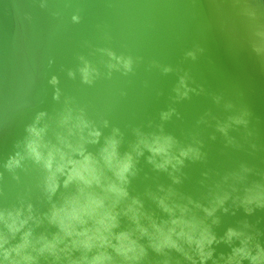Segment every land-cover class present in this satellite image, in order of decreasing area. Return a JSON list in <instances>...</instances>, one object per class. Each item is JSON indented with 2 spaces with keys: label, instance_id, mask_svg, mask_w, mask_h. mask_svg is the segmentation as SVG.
<instances>
[{
  "label": "clouds",
  "instance_id": "clouds-1",
  "mask_svg": "<svg viewBox=\"0 0 264 264\" xmlns=\"http://www.w3.org/2000/svg\"><path fill=\"white\" fill-rule=\"evenodd\" d=\"M241 13L251 27L253 52L264 54V22L257 7L243 3ZM81 19L77 8L70 20L79 24ZM102 39H108L106 33ZM82 47L87 54L77 53L74 66L63 71L89 88L115 73L128 77L141 59L88 41ZM185 80L180 77L172 89L175 101L188 98ZM48 84L59 107L52 113L36 111L12 152L0 160V181L7 175L21 185L23 177L33 178L11 200L0 193V264H264L261 220L247 219L264 212V167L239 162L223 171L208 169L201 173L197 194L186 193L177 187L186 178L185 161L206 163L207 153L197 134L183 142L165 132L164 122L179 116L175 108L161 111L160 123L132 126V138L126 139L104 112L93 118L88 103L66 94L56 75ZM248 115L241 111L216 120L215 132L226 148L243 150L247 144L250 154L264 151L248 139L253 136ZM200 123H206L203 117ZM237 128L244 129L243 143L229 134ZM209 138L215 140V134ZM141 158L170 183L149 184L133 194V181L143 172ZM238 210L245 218L218 235L221 217ZM221 245L227 250L217 251Z\"/></svg>",
  "mask_w": 264,
  "mask_h": 264
},
{
  "label": "water",
  "instance_id": "water-1",
  "mask_svg": "<svg viewBox=\"0 0 264 264\" xmlns=\"http://www.w3.org/2000/svg\"><path fill=\"white\" fill-rule=\"evenodd\" d=\"M243 3L256 6L264 22L259 0H0V160L12 152L36 111L52 113L59 107L48 84L56 75L66 94L88 103L93 118L104 112L126 139L132 138V126L160 123V112L175 108L179 116L164 122L165 132L183 142H189L190 133L197 134L207 153L206 163L185 161L186 178L177 186L181 191L197 194L201 173L208 169L223 171L239 162L264 167V151L250 154L247 144L243 150L226 148L215 132L216 120L247 111L248 130L253 133L248 139L264 148V54L252 50ZM77 8L82 19L73 24L70 17ZM104 33L107 40L102 39ZM84 41L131 54L140 62L128 77L115 73L111 80L89 88L67 79L63 71L74 66L77 53L87 54ZM49 59L54 61L51 65ZM164 66L172 70L165 74ZM182 76L191 91L188 98L175 101L172 89ZM121 91L126 94L121 96ZM225 104L232 107L226 109ZM201 117L206 123L197 125ZM212 134L215 140L209 138ZM229 134L243 143V128ZM139 166L143 172L133 181V194L149 184L170 183L166 174L152 172L143 158ZM32 179L23 177L17 185L5 175L0 193L6 192L11 200ZM243 218L239 210L235 216L224 215L215 231L221 235ZM247 219L251 223L260 219L257 226L264 228V212ZM226 250L223 245L217 249Z\"/></svg>",
  "mask_w": 264,
  "mask_h": 264
}]
</instances>
